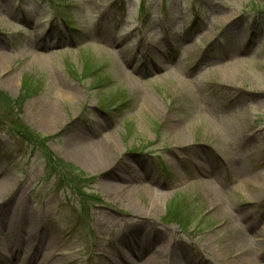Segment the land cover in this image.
Instances as JSON below:
<instances>
[{
    "label": "rangeland",
    "instance_id": "rangeland-1",
    "mask_svg": "<svg viewBox=\"0 0 264 264\" xmlns=\"http://www.w3.org/2000/svg\"><path fill=\"white\" fill-rule=\"evenodd\" d=\"M0 93V264H264V0H0Z\"/></svg>",
    "mask_w": 264,
    "mask_h": 264
},
{
    "label": "bare ground",
    "instance_id": "bare-ground-1",
    "mask_svg": "<svg viewBox=\"0 0 264 264\" xmlns=\"http://www.w3.org/2000/svg\"><path fill=\"white\" fill-rule=\"evenodd\" d=\"M184 143H186L184 141ZM92 162H94L95 165H99L100 166H103V164L106 163V160L103 158V155L100 154V156H97L95 158H92L91 159ZM205 188L208 189V188H211V184L209 182H205ZM2 190V188H1ZM242 229H240V237H245L243 234H242ZM33 235V234H32ZM242 242H245L246 241V238L245 239H241ZM136 247H141L140 245L137 244ZM142 248V247H141ZM141 248H138V249H141ZM139 257V256H138ZM134 263V262H133ZM143 264H159L157 262V260H155L154 258H150V257H147L145 260H144V263Z\"/></svg>",
    "mask_w": 264,
    "mask_h": 264
},
{
    "label": "trees",
    "instance_id": "trees-1",
    "mask_svg": "<svg viewBox=\"0 0 264 264\" xmlns=\"http://www.w3.org/2000/svg\"><path fill=\"white\" fill-rule=\"evenodd\" d=\"M1 95V93H0ZM5 95H1V98H0V104L2 105V107H7L9 108V106L12 104V102L14 103V101L10 100L9 97L5 96Z\"/></svg>",
    "mask_w": 264,
    "mask_h": 264
}]
</instances>
